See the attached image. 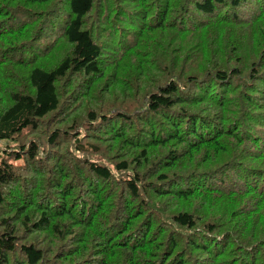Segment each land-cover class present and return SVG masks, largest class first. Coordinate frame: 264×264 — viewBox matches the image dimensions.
Returning a JSON list of instances; mask_svg holds the SVG:
<instances>
[{"label": "trees", "instance_id": "trees-1", "mask_svg": "<svg viewBox=\"0 0 264 264\" xmlns=\"http://www.w3.org/2000/svg\"><path fill=\"white\" fill-rule=\"evenodd\" d=\"M0 264H264V0H0Z\"/></svg>", "mask_w": 264, "mask_h": 264}]
</instances>
